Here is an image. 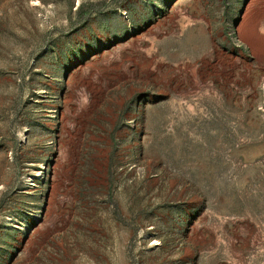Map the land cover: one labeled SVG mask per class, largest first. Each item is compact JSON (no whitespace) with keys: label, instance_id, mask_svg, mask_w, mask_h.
<instances>
[{"label":"rangeland","instance_id":"1","mask_svg":"<svg viewBox=\"0 0 264 264\" xmlns=\"http://www.w3.org/2000/svg\"><path fill=\"white\" fill-rule=\"evenodd\" d=\"M0 264H264V0H0Z\"/></svg>","mask_w":264,"mask_h":264}]
</instances>
